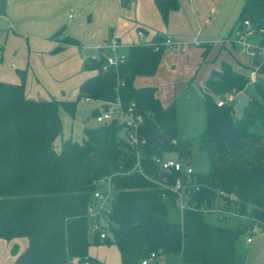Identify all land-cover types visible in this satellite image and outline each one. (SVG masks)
<instances>
[{
	"label": "trees",
	"instance_id": "1",
	"mask_svg": "<svg viewBox=\"0 0 264 264\" xmlns=\"http://www.w3.org/2000/svg\"><path fill=\"white\" fill-rule=\"evenodd\" d=\"M155 5L166 21L169 11L178 8V0H155ZM245 19L260 31L264 44V0H243L236 27L242 28ZM163 39L155 34L149 41L128 42L124 59L106 70L101 69L99 54L84 58L82 68L92 73L78 85L72 100L28 98L23 81H0V238L27 239L11 264H69L72 258L107 264L88 254L91 244H114L120 264H140L142 257L158 249L179 255L183 262L232 264L239 234L264 224V59L250 58V68L242 70L221 60L218 68L210 70L200 88L205 124L197 136L207 168L196 170L187 161L194 140L179 126L182 105L177 99L163 105L155 86L134 85L137 76L155 73L166 48ZM57 40L80 46L70 36ZM61 48L57 44L52 50ZM249 69L254 70V78ZM230 93L248 98L240 117L234 100L217 104ZM80 98L134 102L159 128L153 145L145 142L137 149L123 141L119 137L123 124L115 117L85 127L81 142L66 138L55 148L62 130L59 109L73 116ZM98 111L94 108L92 114ZM140 132L148 136L146 122ZM136 150L143 152L139 164L148 176L159 177L152 154L173 152L192 166L191 184L184 188L188 204L182 212L175 193L132 170ZM106 176H111L115 201L105 236L100 238L99 233L89 232L86 207L96 181ZM164 192L170 195L176 219L168 215ZM219 199L226 211L231 208L246 221L231 228L224 219L207 220L203 208L221 205Z\"/></svg>",
	"mask_w": 264,
	"mask_h": 264
},
{
	"label": "crops",
	"instance_id": "2",
	"mask_svg": "<svg viewBox=\"0 0 264 264\" xmlns=\"http://www.w3.org/2000/svg\"><path fill=\"white\" fill-rule=\"evenodd\" d=\"M242 3L243 0H178V8L170 10L164 21L155 0H0V81H23L24 93L28 98H46L40 95L41 86H33L37 91H29L26 87L31 84V77L36 82L39 80L37 73L40 72V67L34 62L30 63L29 59L40 56L42 62L48 65L52 58L47 52L59 44L66 53L73 52L67 64L77 67L80 62L83 65L80 59L96 56L99 46L112 36L123 44L118 51L125 53L128 42L139 40L136 31L141 29L147 41L156 34L191 44L181 53L164 48L155 73L134 79L136 86L152 85L157 89L163 84L170 91L168 85L172 86L171 101L181 95L173 93L175 87L180 86L179 90L187 92L190 84L195 82L200 90L210 70L218 68L221 60L236 64L234 68L250 66V58L243 56L232 42ZM58 30L60 32L56 33ZM62 36L75 38L80 46L60 43L57 38ZM66 53L60 52L61 55ZM204 61L207 66L199 74ZM91 73L83 70L79 78L75 77L77 89ZM248 74L254 78L255 72L249 69ZM52 96L55 97H49ZM181 105L187 106V103ZM191 115H195V112ZM26 245L25 237L10 240L0 238V264H11ZM94 246H89L88 254L107 263V256L100 259L98 255L91 254ZM96 247L98 252L102 246L97 244ZM74 261L88 264L76 258H72L69 264ZM180 261L179 255L165 253L163 262L150 264H178Z\"/></svg>",
	"mask_w": 264,
	"mask_h": 264
},
{
	"label": "rangeland",
	"instance_id": "3",
	"mask_svg": "<svg viewBox=\"0 0 264 264\" xmlns=\"http://www.w3.org/2000/svg\"><path fill=\"white\" fill-rule=\"evenodd\" d=\"M258 31L247 32V39L250 41H255L258 38ZM2 35L0 34V38ZM191 44H185L184 49L180 50H172L171 48H166V50H170L172 52H183L187 49V47ZM54 47V46H53ZM53 47L47 53L48 56L52 58L49 61L48 65L43 63L40 56L29 59L30 63L34 62V65L40 67V72L37 73L39 76V80L36 82L33 77L30 78L31 84H29L27 89L29 91L36 90L37 88L33 86H41L40 95L46 96V98L41 97V99H48L50 95H54L57 99H68L72 100L76 97L77 88L75 77L79 78L80 72L84 69L82 68L81 62L79 66L69 65L67 61H71L73 56V52L68 51L66 53L65 49H59L53 51ZM125 49V48H124ZM65 52L66 54L61 55L60 52ZM238 52V51H237ZM40 53V52H38ZM220 56V55H219ZM243 56H246L243 54ZM67 57V58H66ZM80 57V56H79ZM80 59V58H79ZM82 62L83 58L80 59ZM214 59L212 58V61ZM207 61V60H206ZM206 61L201 64L199 69V74L204 70L207 66ZM6 62V61H5ZM4 62V63H5ZM236 66V64H233ZM43 66V67H42ZM237 70H242L241 67H235ZM78 75V76H77ZM199 79V76L197 77ZM196 81V80H195ZM194 82V81H193ZM78 83V82H77ZM196 83H191L187 92H183L179 90V87H175V91H173L176 96L180 93L181 95L177 98V102L179 105L187 103L183 105L181 109H179V126L181 131L185 136L193 138V146L191 149V155L188 157V162L192 164V166L197 170H205L207 168V161L204 153L199 152L197 147V136L204 128L205 118H204V108L203 101L201 98L200 90L195 86ZM251 85V83L249 84ZM171 88L172 86L168 85ZM35 91V93H36ZM156 91V97L162 103H167L171 99L172 92L166 87V85L160 84ZM49 95V96H48ZM53 97V96H52ZM54 97V98H55ZM189 97V98H188ZM191 102V106L189 103ZM165 105V104H164ZM96 108L101 110L103 107L99 103L91 99L80 98L76 103V110L73 116L69 115L62 108L59 109V115L62 121V130L59 136L57 137V142H55V148H58L60 145V140L71 138L77 141H82L86 135L84 132L85 127H93L98 124L94 118V114H92L93 109ZM192 109V110H191ZM191 111V112H190ZM195 112V115H191V113ZM162 155H166L168 157H177V155L173 152L164 153ZM169 217L171 219H176V213L173 208L169 205ZM175 207H177L175 205ZM228 213L224 222L228 227L234 228L238 221L244 223L246 221V216H240L239 214L234 213V211L229 208ZM205 218L212 222H218V220L209 214H205ZM255 227V228H254ZM258 227V226H257ZM254 231L257 229L256 226L253 225ZM248 232H244L239 234L236 242H235V261L232 264H262L264 258V238L255 235L251 242H245L246 236ZM93 245V244H92ZM97 246V245H96ZM96 246L91 248V254L93 256H99L100 259L105 258L107 264H120V258L118 250L112 244H101L102 247L99 248L98 252H96ZM106 252V253H105ZM73 264H83L77 261L72 262Z\"/></svg>",
	"mask_w": 264,
	"mask_h": 264
},
{
	"label": "built area",
	"instance_id": "4",
	"mask_svg": "<svg viewBox=\"0 0 264 264\" xmlns=\"http://www.w3.org/2000/svg\"><path fill=\"white\" fill-rule=\"evenodd\" d=\"M251 24L248 19L243 21L242 28H235L234 37L232 42L238 46L239 52L245 54L249 58H260L264 59V44L261 42L262 36L260 31H258V40L252 42L247 39V32H252L255 29H251ZM136 35L139 40H145L144 33L141 29H137ZM186 43L180 40L165 36L162 45L164 47L171 48L172 50H183ZM122 43L119 42L116 37H110L106 42L99 46V57L102 60L101 69L106 70L110 66H116L118 62L124 59L125 53L118 51L122 47ZM158 48V47H156ZM87 58V57H85ZM233 94H227L224 99L218 100L217 104L221 105L224 102H232L234 100ZM88 99V98H84ZM102 109L94 116L96 122L109 121L115 117H118L125 128V134L130 140V143L137 149L141 148V145L145 142L148 143V136H144L140 132V127L145 123V117L141 114L134 102H129L128 104H122L119 98H116L112 102H102ZM143 155L142 150H136L137 161L132 167V170H136L139 173L144 174L147 178L152 180L156 185L166 188L176 194V199L179 203L180 212L184 209L186 204V191L190 186L191 182V172L192 166L185 164L180 158L168 157L166 155L152 154L150 156L152 162L156 167L157 175H147L145 174L139 164V158ZM187 189H184L186 188ZM194 189H198L195 186ZM162 200L169 203L170 195L167 193H162ZM115 201V194L113 190V183L111 176H106L98 179L94 185L93 190L90 192V200L86 207V216L89 219V232L99 233V237L103 238L105 236V224L108 223V217L111 214L112 206ZM221 205H214L211 207L203 208L205 214L214 216L217 220H223L228 213V210L222 207L223 200L219 199ZM255 228V227H254ZM254 228L248 229V235L246 236V242H251L255 235L264 238V224L261 226H256ZM165 260V253L160 249L150 251L145 257H142L140 264H150V262H163ZM178 264H194L189 262L180 261Z\"/></svg>",
	"mask_w": 264,
	"mask_h": 264
},
{
	"label": "water",
	"instance_id": "5",
	"mask_svg": "<svg viewBox=\"0 0 264 264\" xmlns=\"http://www.w3.org/2000/svg\"><path fill=\"white\" fill-rule=\"evenodd\" d=\"M251 29H255V26H252ZM247 104H248V98L245 95L237 94L234 96L233 108L235 109V113H236L237 117L241 116L242 111ZM145 121L148 125V142H149V145L152 146L159 128L150 117H146ZM119 137L123 141H125L126 143L130 144V140L128 139V137L125 134V128L121 129V131L119 133ZM93 158L96 162L97 160H96L95 154L93 155ZM222 226H223V224H222ZM162 238H163V235H161L157 241H160Z\"/></svg>",
	"mask_w": 264,
	"mask_h": 264
}]
</instances>
